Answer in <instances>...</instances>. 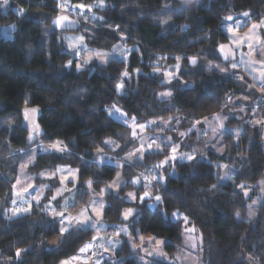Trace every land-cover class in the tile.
<instances>
[{
    "label": "trees",
    "instance_id": "1",
    "mask_svg": "<svg viewBox=\"0 0 264 264\" xmlns=\"http://www.w3.org/2000/svg\"><path fill=\"white\" fill-rule=\"evenodd\" d=\"M200 1L198 9H175L178 0H105L103 7L98 6V0H69L73 7L92 6L91 11H83L99 23L78 21L77 32L82 33L88 48L110 52L120 46L127 55L106 64L91 60L77 70L63 41L57 40L63 32L51 27L57 16L54 0H8L6 5L0 0V264H60L83 245L101 242L93 229L79 227L49 247V241L59 235L60 222L52 215L53 210H59L57 206L45 210L46 197L36 207L30 206L31 211L12 215L17 169L34 147L63 142L64 152L38 153L29 170H52L58 165L76 169L78 182L67 207L73 213L86 207L91 195L99 194L118 170L99 159L121 161L136 146L129 127L116 119L115 113H126L132 122L135 117L137 124L181 118L179 129L187 131L194 122L227 111L229 99L242 85L217 68L210 72L207 67H229L216 50L228 43L222 30L228 23L225 17L249 12L245 20L258 21L264 17V0ZM167 5L172 9L164 10ZM7 33L10 38L5 37ZM193 56L198 58L195 66L189 63ZM176 65L180 66L178 78L169 86L172 96L157 100V93L167 88L162 72ZM124 71L130 75L123 76ZM118 83L124 84L120 92ZM252 89L248 88L247 97L251 99L248 105L254 106L259 91ZM256 105L259 116L264 117V107ZM29 106L41 110L39 124L44 131V137L33 146L26 144L21 128L20 112ZM244 128L245 133L236 140L230 134L222 137V154L204 150L193 155L195 160L167 166L160 175L164 179L152 183L153 194L162 198L155 209L149 208V200L127 202L125 192L134 189L131 180L152 173L168 150L145 152L141 160L122 165L126 183L117 193L104 195L102 222L112 227L110 233L126 223L130 234L138 230L165 238L168 243L164 248L174 255L183 241L180 221L169 219L177 211L188 216L187 224L200 234L205 264H249V256L264 264V201L249 218L251 198H245L239 187L253 186L256 191L264 173L263 141L256 128ZM109 139L112 144L104 143ZM220 165L234 169L225 184L220 181ZM88 180L93 182L91 189L85 183ZM142 189L140 184L136 190ZM129 205L136 212L124 222L120 213ZM116 241L114 258L103 264H139L126 237L120 235ZM17 249L27 251L17 258Z\"/></svg>",
    "mask_w": 264,
    "mask_h": 264
},
{
    "label": "rangeland",
    "instance_id": "2",
    "mask_svg": "<svg viewBox=\"0 0 264 264\" xmlns=\"http://www.w3.org/2000/svg\"><path fill=\"white\" fill-rule=\"evenodd\" d=\"M178 6L175 7V9H198L201 7L202 3L200 0H194L195 7H192L188 5L185 0H178ZM95 6V5H94ZM92 8V6H91ZM81 11L86 8H79ZM164 10H170L172 9L171 6L167 5L163 8ZM95 16V14H94ZM263 18H260L258 21H246L243 19H236L235 21L231 23H227L224 26V32L228 36V44L233 48V50L236 52V59L235 61L231 62L229 64V67H227V72H221L219 69L222 67H217L215 64L208 65V71L213 72L215 70H219L221 73H223L225 76L230 77L234 79L236 82L240 83L242 86H240L238 93L233 95V97L230 99L232 103H228V109L223 114L220 113L221 116L227 117V119L223 120V123L225 125L224 128H217L215 132H213V129L209 127L207 123H204V119L199 120L200 123L194 122L191 129L187 131H183L179 129L181 125V118H156L151 119L155 120V124H147V127L137 132V137L134 138L136 141V146L131 150L132 152L136 149L143 146L146 151L143 153H137L132 159H123L121 161H113L112 158H106L108 160L109 164L115 166L118 168V170L115 172V175L112 179V181L105 183L101 186L99 194L95 195L92 194L90 201L88 205L82 209H78L75 212L71 213L66 211L65 216L66 217H78L79 219H84V216H80V213L87 209L85 212L86 216H91L92 221H90L86 225H79L76 224L75 221H73V225L70 226V229L72 228H91L95 232H97V235H100L102 238L103 236L106 237V239H109V237H112L113 234L117 231H120V227H127V224H119L115 226L116 231H112L110 233V226H107L104 222H102V217L95 216V213L93 211L94 208H102V212L106 206V201L104 200V195L106 193H117L121 187L126 183L124 178L121 175V166L124 164H132L135 160H141L142 155L145 152L150 151H161L158 150L155 147V144H160L161 147L168 150V155H166L161 161H164L167 157H171L173 155L172 148L175 147L177 149L176 153L174 155L177 157L175 160L168 159V162L161 165V161L157 163L156 165H161L160 167H154V170H152V173L147 175H142L139 178V183H132L133 180L137 179L134 178L131 180L130 184L134 186V189H129L125 192L126 201L134 204L136 201H142L140 199L133 200L127 196V193L132 192L137 195V197L143 196L144 191H149L151 195L149 197L144 198V200L148 201V206L150 209H155L157 205L161 202H157L155 200V196L153 194V185L152 183L156 180H161V172L169 165H173L176 162L181 163L186 161L187 159L184 158L186 154L194 155L196 153H199L204 150H209L214 152L215 154H222L225 150L224 144L222 141V137L225 134H230L233 136V139L236 140L239 138L240 135L244 134L246 129L245 126H248L250 128H256L260 134V137L263 141V151H264V126H261L259 124H255L254 122L256 120H264V117L259 116L258 114V105L264 107V94L261 93L260 89V80L258 78L259 71L264 70L261 68L260 61H264V56L259 55L260 45L256 43L255 40L248 41L245 40V43L241 47H237L236 44L233 42L234 38L232 36V33L228 31L229 28H235L238 29L239 35L241 39H244L245 34H249V29L251 28L253 23H259V21ZM255 33L259 35L262 39H264V28L255 30ZM83 36L81 32H63L62 34L57 35L58 41H63L64 48L67 52L71 54V60H75V64H80L81 68L79 70H82L85 68L86 65L89 64L91 60H97L101 64H106L107 62L111 60H116L117 58H121L123 53L121 52V47L117 46L110 52H99L97 50H93L87 47L85 41L81 42L79 40V37ZM248 43H253L255 45V54L249 55L250 49L248 48ZM72 45H75V47H72ZM96 53H101L103 55V61L99 59L96 56ZM91 57V59H89ZM250 60H255L257 63L249 64ZM85 61H88L85 63ZM190 63V62H189ZM235 63L237 67L235 69L232 68V64ZM191 64V63H190ZM217 68V69H216ZM178 69L176 66L172 69H165L162 72V83L167 85V88L164 90H161L157 93V100L159 101H165L168 100L170 97L168 96H162L161 93L171 91L170 85L178 78L177 72ZM78 70V69H77ZM174 73V76L171 78V82H169V78L165 75V73ZM239 77H244L243 80L239 79ZM244 84V85H243ZM253 88L255 92L258 93L259 91V97L256 100L255 105H248L251 101L250 98H248V88ZM247 87V88H246ZM252 89V90H253ZM121 89L118 91L120 92ZM172 92V91H171ZM243 92V93H241ZM248 93V94H247ZM250 96V95H249ZM246 97V99H245ZM258 101V102H257ZM243 109V111H241ZM115 116L117 113L114 114ZM117 119V117H115ZM127 119L126 117H124ZM209 120L212 122L213 125L216 124V121L213 119V115L209 117ZM235 120V121H234ZM127 121V120H126ZM129 121V120H128ZM150 121V120H149ZM234 121V123H233ZM131 127L134 128V124L131 121ZM139 129V128H138ZM167 130H170L171 133L164 134ZM239 131V136L237 137L236 132ZM136 132V131H135ZM194 136L188 137L192 133ZM175 134V137L173 138V134ZM180 133H184V135H180ZM131 132L129 129V136L131 137ZM49 142L44 146L40 147H34L28 156L22 160L18 166L17 174L15 183L13 186V197L11 201V209H14L15 205H26V203H20V200H22V196L27 194L28 197L32 198L34 202L38 205L37 199L39 198V201H42L44 197L47 199L44 201V206H47L48 208H54L58 207L59 210L57 211H64L65 210V203L67 204V207L69 204H71L73 200V194L75 187L77 186L78 182V173L77 170L74 168H71L67 165H58L56 168L52 170H40L37 172H33L29 170V167H31L35 163V157L38 153H45L50 151H56L55 149H52L49 147V145L55 143ZM152 142L153 147L151 149H148V144ZM154 142V143H153ZM217 148H222L223 151H217ZM32 162H29V161ZM112 160V161H111ZM221 169L220 171V181L221 183L225 184L230 181L231 175L234 173V169L231 167H228L225 165H220L219 167ZM58 169L60 171H58ZM117 173H119V177H117ZM75 175L76 179H73V176ZM67 176L68 179L61 183V177ZM151 177L155 176L156 180L151 181L149 183L147 180L144 179V177ZM36 179L41 180V182L36 183ZM17 181H20L18 184ZM117 182L119 185V190H116L114 188H107L106 186L109 184H112L113 182ZM261 181H264V173L261 177V179L257 182L255 185L257 187L256 191H253V186H245L244 189L241 191L244 193L245 198H251L250 202L247 206L249 211V206L251 205L252 209L257 211L258 205L264 201V184L261 183ZM142 184L143 189L141 191H137V187ZM29 185H31L29 187ZM27 188V191H24V189ZM57 190L61 191V195L57 196L56 200H52L51 197L57 194ZM245 191L247 192V195H245ZM19 193V195H17ZM15 201V203H14ZM255 202V203H253ZM133 208L134 212L133 215L136 212V208L132 206H127L126 208ZM177 212V211H175ZM180 215V219H177L176 217H173L170 215L169 219L172 222L180 221L182 226V246L176 251L174 255H170L166 249L164 248L165 245L168 243L167 239L165 238H157L151 234H144L140 231H136L135 234L120 232V235L126 237V241L128 242L131 250L133 251V256H135L138 260L139 264H152L156 261H163L168 264H205L204 256L205 251L202 247V241L200 234L197 232L195 228V232L188 233L185 232V228H194L193 226L188 225L187 223L183 222L182 217L183 215L177 212ZM132 215V216H133ZM131 216V217H132ZM129 217V219L131 218ZM239 219V217H237ZM121 219L124 222H127L128 220H124L123 216L121 215ZM59 220V218H58ZM97 222V226L93 227L92 222ZM66 222V221H65ZM109 229V232H106V230ZM189 235L193 237L192 240H188ZM144 236L145 240L143 242L140 241L139 237ZM155 237L157 240H163V245H156L154 241H149L148 237ZM108 237V238H107ZM130 237H134V239H130ZM119 238V237H118ZM117 238V239H118ZM61 240L60 233L55 238L51 239L49 241V247H55L57 243ZM103 239H100L102 241ZM106 240L102 241V244H104ZM108 241V240H107ZM139 244L141 245L138 248H133L132 244ZM195 245L193 247L192 245ZM100 245V244H99ZM108 249H110L108 252H105L107 255L106 257L102 258H96L95 260H99V264H103L105 261L110 260L111 258H114V251L115 247H113V244L111 242H108V245L104 246ZM159 248L165 255H152L149 256L146 254L144 249H148L149 251H152L154 248ZM76 255L72 256L75 257ZM70 257V258H72ZM94 260V261H95ZM93 261V262H94ZM61 264V263H60ZM73 264H80L76 260H73Z\"/></svg>",
    "mask_w": 264,
    "mask_h": 264
},
{
    "label": "snow or ice",
    "instance_id": "3",
    "mask_svg": "<svg viewBox=\"0 0 264 264\" xmlns=\"http://www.w3.org/2000/svg\"><path fill=\"white\" fill-rule=\"evenodd\" d=\"M7 3H8V0H3V4L6 5ZM68 3H69V0H63V2L58 5V7L61 8L62 12L67 10L66 9V5ZM98 6L99 7L105 6V0H98ZM76 8H81V9L87 8L88 11L92 10L91 6L90 5H86V4L74 5L73 10H75ZM22 11L23 10H21V12ZM80 15H84L83 12H81ZM243 15L245 17H248L250 15V13L249 12H244ZM85 19H87V17H85ZM225 19L231 20L232 16H227V17H225ZM66 21L70 22V23H73V21L69 20V16L68 15L61 14L53 21V23H55V24H57L59 26V25L63 24ZM261 28H264V19H261L259 21V23H253L251 28L249 29V34H245L244 39L240 38L238 29L229 28L228 31L230 33H232V36L234 38L233 42L236 44L237 47H241L245 43V40H248V41L255 40L256 43L261 46L260 50H259V55L264 56V39H262L259 35H257L255 33V30L261 29ZM79 40L81 42H83L84 37L83 36L79 37ZM72 47H75V45H72ZM248 48L250 49V53H249L250 56L255 54V45L253 43H248ZM219 51L224 55V59H226V60L229 59V57L234 54L233 53V49L232 48H228L226 45H221L220 48H219ZM96 56L103 61V55L101 53H96ZM89 59H91V57H89ZM178 59H181V58L178 57ZM87 62L88 61H85V63H87ZM189 62L192 65L195 66L198 63V58L195 57V56L190 57L189 58ZM72 63H73L72 61L68 62L69 65H72ZM254 63H257V61H255V60H250L249 61L250 65L254 64ZM259 63H261V68L264 69V61H260ZM75 66H76V68L78 70L81 68L80 64H76ZM176 67L179 68L180 66L176 65ZM217 67H219V66H217ZM236 67H237V65L235 63H233L232 64V68L235 69ZM219 70L221 72H227L228 71L227 68H220ZM136 71H139V69H137ZM155 71L159 72L160 69L157 68V69H155ZM122 75L127 77V76L130 75V73L128 71H124L122 73ZM165 75L169 78V82H171V78L174 76V73L168 72V73H165ZM258 78L260 80V89L259 90L261 91L262 94H264V70L259 71ZM239 79L243 80L244 77H239ZM123 87H124L123 83H118L116 85V88H117L118 91L120 89H122ZM161 95L170 97V96H172V92L171 91H167V92L161 93ZM245 99H246V97H245ZM228 103H232V101L229 99ZM37 111H38L37 108L26 109L25 110V119L30 121V123L32 125V131L34 133L38 134L40 128H39V125L36 124L35 120H34V114ZM117 111L119 112L120 109H117ZM241 111H243V109H241ZM122 115L126 116L127 114L126 113H122ZM213 119L216 121L215 125L212 124V122L209 120L208 117L204 118V123H207L209 125V127H211L213 130H216L217 128H221L222 129V128L225 127V125L223 123V120L226 119V117L221 116L220 113H215V114H213ZM132 120H133L134 127L135 128H139L141 131H143L147 127V124H155L156 123L155 120H150V121L147 122V124H144V123L137 124L135 117H132ZM197 123H200V122L197 121ZM254 123L255 124H259L261 126H264V120H256ZM136 135H137V133L135 131H133L132 132V137L135 138ZM180 135H184V133H180ZM32 138H33V136L30 133L29 139H32ZM104 143L112 144L113 141H111L109 139V140L104 141ZM117 146H119V145H117ZM49 147L52 148V149H55L56 151H59V152H64L65 151V147L63 146V142L62 141H57V142L49 145ZM147 147H148V149H151L153 147V144L150 143V144H148ZM155 147L158 150L163 151V148L161 147L160 144H155ZM99 151H102V150H99ZM144 151H146V149L143 146H141L140 148L136 149L135 151L129 152V154L126 157V159H132L138 152L139 153H143ZM176 151H177V149L175 147H173L172 148L173 155L171 157H167L164 161H161V165L167 163L168 159L175 160L177 158L174 155V153H176ZM217 151H223V149L222 148H217ZM184 158H186L189 161L195 160V157L193 155H189V154H186ZM29 162H32V161L30 160ZM161 165H156V167H160ZM58 171H60V170L58 169ZM119 175L120 174L117 173V177H119ZM67 179H68L67 176L61 177V183H64ZM73 179H76L75 175L73 176ZM144 179L147 180L149 183H151V181L156 180V177L155 176H151L149 178V177L145 176ZM161 179H164V177H161ZM139 182H140L139 178H137V179L132 181V183H139ZM17 183L19 184L20 181H17ZM85 183L87 184V186L90 189L92 188V183L93 182L91 180L85 181ZM261 183L264 184V181H261ZM30 186L31 185H29V187ZM106 187L107 188H114L116 190H119V185L115 181L112 184L107 185ZM215 187H216V185H212V188H215ZM239 187L242 190L244 189V185L243 184H240ZM262 190H264V189H262ZM24 191H27V188H25ZM61 194H62L61 191L57 190V194L52 196L51 199L52 200H56L57 196H59ZM17 195H19V193H17ZM150 195H151V193L149 191H144L143 196H140V197H137V195L135 193H132V192L127 193V196L129 198L133 199V200H136V199L144 200V198L149 197ZM245 195H247L246 191H245ZM35 199H37V202H39V198H35ZM161 199L162 198L160 196H155V200L157 202L161 201ZM14 203H15V201H14ZM45 210H47V206H45ZM29 211H31L30 206L29 207H23V208H16V209H13L12 215L15 216V215H18V214H21V213H27ZM66 211H67V204L65 203V210L64 211H55V210H53V212H52V215L54 217L59 218L60 227H59L58 231H59L61 237L65 236V234H69L70 226L73 225V221H75L76 224H79V225H86L90 221H92V217L91 216H86L85 215V212L87 211V209H85L84 211H82L80 213V216H84V219H79L78 217H71V216L66 217L65 216ZM93 211L95 213V216L102 217V215H103L102 208H94ZM133 212H134V209L129 207V208L123 209V211L120 214L123 216L124 220H128L129 217H131L133 215ZM171 216L176 217L177 219L181 218L180 215L177 212L171 213ZM237 216H239V215H237ZM9 218H11V217H9ZM182 220H183V222L187 223L188 220H189V217L185 215V216L182 217ZM92 226L96 227L97 226V222L93 221L92 222ZM195 231H196L195 228H185V232H188V233H192V232H195ZM120 232H124V233L127 234L128 233V228L121 226L120 227V231L115 232L112 237H109V241L112 242V241L116 240L120 236ZM130 239H134V237H130ZM139 239H140L141 242H143L145 240V237L144 236H140ZM192 239H193V237L191 235H189L188 240H192ZM148 240L149 241H154V243L156 245H163L164 244L163 240H157L155 237L149 236ZM140 246L141 245H139V244H135V243L132 244L133 248H138ZM192 246L195 247L194 244ZM92 247H95V246L91 242H89V243L83 245L82 247H80L79 251H80V253H84V252L88 251L89 249H91ZM99 247L103 248L104 252H108L110 250V249L104 247L103 245H99ZM113 247H115V243H113ZM25 251H27V249H17L16 257L20 258L22 253L25 252ZM144 251L149 256H152L154 254L155 255H165L158 247L154 248L152 251H149L148 249L145 248ZM79 258H80L79 256L72 257L71 259L61 261V264H73V260H78ZM95 264H99V260H97L95 262Z\"/></svg>",
    "mask_w": 264,
    "mask_h": 264
},
{
    "label": "water",
    "instance_id": "4",
    "mask_svg": "<svg viewBox=\"0 0 264 264\" xmlns=\"http://www.w3.org/2000/svg\"><path fill=\"white\" fill-rule=\"evenodd\" d=\"M58 16H59V15H57V16L51 21V27L53 28V30H55V31H57V32H77V31H78V29H79V27H80V23H79L78 21H76V20L70 18V17H69V20H70V21H73V23H70V22H67V21H66V22H64L63 24L59 25V26H58L57 24L53 23V21H54ZM236 18L245 20L247 17H245L243 14H240V15H238L237 17H232L231 20H227V19H226V21H227L228 23H231V22L235 21ZM221 45H226L228 48H232L228 43L221 44ZM221 45H219V46L217 47V49H216V50H217V54H218L219 58L221 59V61H222L223 63H225V64H230L231 62L235 61V59H236V52H235L234 50H233V53H234V54H233L232 56H230L229 59H227V60L224 59V55L219 51V48H220ZM232 49H233V48H232ZM30 108H37V109H38V111L34 114V120H35V123L38 124V125H39V128H40L38 134H37V133H34V132L32 131V125H31L30 121L25 119V110H26V109H30ZM40 116H41V110H40L38 107H36V106L25 107V108H23V109L21 110V112H20L21 128H22V130H23L24 133H25V141H26V144H27L28 146H33L37 141H39L41 138L44 137V131H43L42 127H41L40 124H39V118H40ZM30 133H31L32 136H33L32 139H29V135H30Z\"/></svg>",
    "mask_w": 264,
    "mask_h": 264
},
{
    "label": "built area",
    "instance_id": "5",
    "mask_svg": "<svg viewBox=\"0 0 264 264\" xmlns=\"http://www.w3.org/2000/svg\"><path fill=\"white\" fill-rule=\"evenodd\" d=\"M55 5H54V10L56 12L57 15H68L70 18L76 20V21H83V22H93L96 24H99L98 22H96L93 18H88V16L85 14L84 11H81L80 9H75L73 10V6H71L69 3L66 5V11L61 10L60 7H58L59 4H61L63 2V0H54ZM83 12L84 15H80V13ZM85 17H87V19H85ZM6 38H10L11 34L7 33L5 34ZM123 58L125 59L126 56H123ZM111 112L113 113L114 110H111ZM152 143V142H150ZM149 143V144H150ZM148 148V147H147ZM20 203H26V205L24 206H31V207H36V203L34 202V200L30 197H28L27 194L22 196V200H20ZM16 208H22V205H15L14 209ZM115 231V229L113 230V232ZM95 247H92L91 249H89L88 251L84 252V253H80V251L78 250V252L75 254L76 256H79L80 258L78 260H76L78 263L80 264H91L93 260H95L96 258L99 257H106L107 255L105 254L103 248L99 247V244H96L95 242H91ZM100 245L102 244V241L100 242ZM75 256V257H76ZM75 261V260H74Z\"/></svg>",
    "mask_w": 264,
    "mask_h": 264
},
{
    "label": "crops",
    "instance_id": "6",
    "mask_svg": "<svg viewBox=\"0 0 264 264\" xmlns=\"http://www.w3.org/2000/svg\"><path fill=\"white\" fill-rule=\"evenodd\" d=\"M224 29H225V28H224V26H223V27H222V30L224 31ZM120 50H121V52L123 53V55H121L122 57H123V56H127L123 47H121ZM116 117H117V119L120 120L124 125H126V126L129 127L130 132H131V134H130L131 137H132V132H133V131H136V133H137V132L139 133V132L141 131V130L138 129V128H135V127L132 128V127H131L132 125H131V123H130L131 121H130V120L128 121L127 119H125V118H124L125 115H122V112L117 113ZM126 120H127V121H126ZM140 133H141V132H140ZM136 137H137V135H136ZM136 137H135V138H136ZM132 138H133V137H132ZM130 152H132V151L130 150ZM128 154H129V153H128ZM128 154H126V155L123 156L122 158L125 159V158L128 156ZM99 161H100V162H106V161H108V160H106V158L103 157V158H100ZM95 233H97V232H95ZM96 236H98V238L100 237V235H97V234H96ZM105 236H106V235H105ZM105 236H103L102 238L100 237V239L106 240V241H105L106 244H107L108 242L110 243L109 239H106ZM107 238H108V237H107ZM107 240H108V241H107ZM114 241H115V242H114ZM114 241H112L111 244L115 243V246H117V241H116V240H114ZM115 248H116V247H115ZM68 259H71V258H68ZM68 259H66V260H68ZM93 261H94V260H93ZM93 261H92L91 264H95V262H96L97 260H95L94 262H93Z\"/></svg>",
    "mask_w": 264,
    "mask_h": 264
},
{
    "label": "clouds",
    "instance_id": "7",
    "mask_svg": "<svg viewBox=\"0 0 264 264\" xmlns=\"http://www.w3.org/2000/svg\"><path fill=\"white\" fill-rule=\"evenodd\" d=\"M185 2L192 6V7H195V4H194V0H185ZM226 117V116H225ZM227 119V117H226ZM216 130H213V132H215ZM236 135L239 136V131L237 130L236 132ZM255 203V202H253ZM236 215H239V212L236 213ZM256 215V211L252 209L251 205L249 206V211H248V216L249 218H252ZM118 242V241H117ZM4 259L6 260L7 258L4 257ZM248 260H249V264H260V261H259V258L258 257H255V256H249L248 257Z\"/></svg>",
    "mask_w": 264,
    "mask_h": 264
}]
</instances>
